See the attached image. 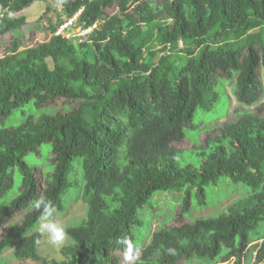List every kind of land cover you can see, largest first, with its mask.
<instances>
[{"label": "trees", "instance_id": "1", "mask_svg": "<svg viewBox=\"0 0 264 264\" xmlns=\"http://www.w3.org/2000/svg\"><path fill=\"white\" fill-rule=\"evenodd\" d=\"M36 1L0 0V118L23 113L17 126L0 130V198L14 187V172L21 176L18 196L0 207V229L20 217L0 237V256L10 250L20 262L119 264L117 253L131 244L140 253L134 264L231 257L241 264L261 239L255 259L264 264V0H61L56 23L45 12L31 25L47 23L50 39L30 44V25L14 15ZM78 12L82 29L97 28L81 41L55 36L57 24ZM215 78L254 110L221 124L217 117L200 131L198 110L212 111L220 98ZM187 132L199 136L193 145ZM44 143L54 169L40 179L24 159ZM180 158L193 161L181 166ZM75 161L87 208L66 226L63 260L47 261L38 253L33 202L46 196L63 214ZM222 179L247 188L245 197L220 215L164 224L142 237L148 224L142 231L138 212L156 192L185 194L181 218L193 206L191 191L207 206V188Z\"/></svg>", "mask_w": 264, "mask_h": 264}, {"label": "rangeland", "instance_id": "2", "mask_svg": "<svg viewBox=\"0 0 264 264\" xmlns=\"http://www.w3.org/2000/svg\"><path fill=\"white\" fill-rule=\"evenodd\" d=\"M61 0H42L39 2L34 3L33 5L27 7L26 9L22 10L19 14V16L24 15L26 19V23L30 25V27H26L27 29H31V25L36 23V21L40 20L42 15L45 12H49L46 17L47 20H52L56 23L58 14L61 12ZM66 1H73V0H66ZM50 6V10L47 11V7ZM111 14L112 11H109ZM81 12L76 13V19L74 23L69 25L68 27H65L64 29L58 30L55 32V36H64L65 38H71L79 36L78 31H80L81 27L79 26V20L78 17ZM73 19L72 17H69L64 22H70ZM44 22V21H43ZM77 23V24H76ZM67 25V24H66ZM47 23H43V27L41 30H32L29 35L30 37V44H37V43H44L47 42L51 35L47 31ZM98 25H94L88 33H91L94 29L97 28ZM74 30V31H72ZM9 39V38H7ZM259 78L262 82L263 88H264V74L260 70L259 72ZM213 87L214 89L219 93V99L214 104L215 107L212 111H205L200 112L201 110H198V113L196 115V118L194 120V123L198 125V128L200 131H203L206 129V126L210 127L211 122L214 121L217 117L218 124H221L222 122L226 121L229 118H235V114H239L241 111H247V110H254V107H242L239 105L232 93H233V85L230 82H223L218 81L217 78L213 81ZM55 108L61 109L62 106L56 105ZM34 109V107H32ZM22 108L19 110H16L11 116L5 119L0 118V130L8 129L10 127L17 126L22 118L23 113L21 112ZM30 113V112H29ZM199 131L198 129H196ZM199 131V134H200ZM190 135V136H189ZM196 136L198 134H186V139H190L192 141V145L194 144L196 140ZM199 137V136H198ZM186 147H190L191 143L187 142L185 144ZM183 148V146H182ZM37 154L29 153L24 161L26 164H29L31 166H34L37 170H39L38 178L43 179V177H47L49 174L53 172L54 166L51 163L52 158V146L50 143H44L42 144L38 149ZM182 161V162H181ZM190 161H193V159H183L180 158V164L185 165L189 163ZM83 178L82 175V167L79 161L74 162L73 171L69 173L68 180L71 184V187L67 194L62 196V204L63 206H66V211L63 214L55 213V219L62 224L65 228L68 226L71 222V224H78L79 219L84 216L86 211V204L80 200L79 198V184L78 182ZM14 187L12 190L8 192L6 196L3 198H0V207L7 205L13 198L18 196L19 194V188L21 185V176L19 172L16 170L14 172ZM84 181L82 180V184ZM83 186V185H82ZM81 192V191H80ZM196 190H193L190 192V199L191 203H193V206L189 208L190 212L186 216H180L178 215L180 212L179 205L182 203V199L185 196L183 192L178 193H163V192H156V195L148 201V204L139 210L138 216L141 220V223H143V227L141 230L143 231L146 229V225L148 224V229L145 230L143 233H141L142 237L146 238L147 241L149 240L150 235L154 230L158 228L161 224H166L168 226H177L182 223L187 222L188 220L192 218H200V217H207V216H217L220 215L228 206H230L233 202L243 199L246 195V192H248L247 188L244 187H235L228 183V179H222L221 182L216 186L208 187L206 190V198L205 201L208 204L204 207H199L197 203V196L195 194ZM73 199V200H71ZM178 213V214H177ZM142 216L147 217V219L142 218ZM20 221L19 216H15L10 220H6L3 224L2 228L0 229V237L4 234L5 230L8 226L14 225ZM78 222V223H76ZM39 221L36 223V231L40 232L38 229ZM70 224V225H71ZM264 229V226H262ZM262 229L259 228L257 236L262 235ZM41 233V232H40ZM41 241L38 245V252L41 258L46 259L47 261L51 260H57L61 261L63 260V257L60 255L59 251L62 247L67 245L70 240L68 237H66L65 241L60 246H51L47 242V238L44 234L41 233ZM258 242H251L249 246L247 247V250L245 252V256H243L241 260V264H256L255 261V255L256 250L254 248L255 244ZM124 252H118L117 257L119 258V264H134V262L138 259L140 256V253L137 252H131L134 259L132 260H126L125 259V253ZM235 258H231L226 264H235ZM41 262H34L31 260L28 261H16L11 257V251L8 250L5 253H3L0 256V264H40ZM180 264H209L206 260L200 259H191L188 261H182Z\"/></svg>", "mask_w": 264, "mask_h": 264}, {"label": "clouds", "instance_id": "3", "mask_svg": "<svg viewBox=\"0 0 264 264\" xmlns=\"http://www.w3.org/2000/svg\"><path fill=\"white\" fill-rule=\"evenodd\" d=\"M40 1H42V0H40ZM36 2H39V1H36ZM36 2H33V3L25 6L22 10L26 9L27 7L33 5ZM20 12L19 13H16L14 15V17H24V15L19 16ZM9 15H11V14H9ZM75 20L77 22L76 14L73 16V23L75 22ZM36 22H38V21H36ZM67 23L68 22H64V23L59 24L58 25L57 32H59V29H61V27L63 25H65V24H67ZM93 26L89 27L88 29H82L81 28L80 30H82V31H84V30H90ZM67 27L69 28V26H67ZM72 31H74V30H72ZM89 34L90 33H87L85 36H76V37H71V38H66V39L79 38L80 41H81V40L85 39ZM33 209L36 212L39 213V217H38V220H39L38 229H39V231L42 234H44L46 236L47 242L49 243V245H51V246H57V247L60 246L65 241L66 237H68V236H67L66 228L55 219V213H56V210L57 209H56V205L54 204V202L51 199L47 198L46 196L41 195V196H38L34 200V202H33ZM162 225L163 224L159 225L158 228L161 227ZM261 241L262 240L259 239V240H256L254 242H258L259 243ZM127 247L129 249V251H127L125 253V259L126 260H132V259H134V257L131 254V249L133 248V246L131 244H128ZM169 251L171 252L172 250L170 249ZM231 258H234V257H231ZM255 261H256V259H255ZM223 264H226V262L223 263ZM256 264H258V263H256Z\"/></svg>", "mask_w": 264, "mask_h": 264}, {"label": "built area", "instance_id": "4", "mask_svg": "<svg viewBox=\"0 0 264 264\" xmlns=\"http://www.w3.org/2000/svg\"><path fill=\"white\" fill-rule=\"evenodd\" d=\"M72 23H73V19H72L69 23H67V25H66V24L63 25V26L61 27V29H64L65 27L71 25ZM88 31H89V30H84V31L80 30V31H78V34H79V36H85V35L88 33Z\"/></svg>", "mask_w": 264, "mask_h": 264}]
</instances>
